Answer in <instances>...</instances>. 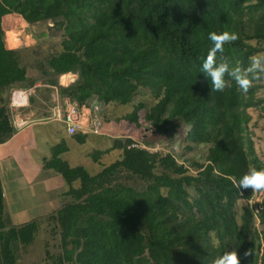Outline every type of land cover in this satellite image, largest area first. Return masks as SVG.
I'll return each mask as SVG.
<instances>
[{
	"label": "trees",
	"instance_id": "trees-1",
	"mask_svg": "<svg viewBox=\"0 0 264 264\" xmlns=\"http://www.w3.org/2000/svg\"><path fill=\"white\" fill-rule=\"evenodd\" d=\"M15 14L47 25L43 37L60 49L33 47L25 65L23 52L30 49H8L6 42ZM223 31L239 37L224 55L246 68L252 56L264 53V0H0V144L15 131L6 92L37 79L55 85L53 78L71 73L77 79L58 87L61 97L80 107L132 105L121 120L140 128L143 112L149 146L171 144L179 132L187 151L204 150L201 161L191 162L194 174L170 153L114 139L92 159L116 150L119 160L91 176L60 158L64 145L54 147L44 169L61 177L67 200L47 219L54 242L45 246L50 264H212L233 250L241 264H264V208L258 230L248 207L238 212L232 202L248 200L250 189H237L228 179L239 180L252 166L264 169L247 135L249 110L264 109V96L257 97L264 81L247 94L234 82L212 91L200 69L212 47L209 33ZM28 67L37 76L29 77ZM142 91L152 104L134 103ZM86 137L74 135L80 144ZM5 219L0 184V228L8 227L0 237V264H21L17 256L35 243L39 223L12 227ZM249 250L254 255L245 258Z\"/></svg>",
	"mask_w": 264,
	"mask_h": 264
},
{
	"label": "crops",
	"instance_id": "crops-1",
	"mask_svg": "<svg viewBox=\"0 0 264 264\" xmlns=\"http://www.w3.org/2000/svg\"><path fill=\"white\" fill-rule=\"evenodd\" d=\"M13 16L16 19L15 16L17 15L15 14ZM15 29H6V32H13ZM6 42L8 49H17L21 46L19 45V41L12 43L8 37H6ZM14 88L24 87L21 85L9 89L6 92V101L11 90ZM44 92V90H41V94L46 97ZM46 101L49 100L46 98ZM102 111H104L103 108ZM6 113L8 112L6 111ZM48 117L49 112L41 109H33L27 114L22 111L15 120L13 119V123L15 122L13 125V129L15 130L13 135L8 141L0 144V184L3 209L5 218L8 220L5 219L7 221L5 222L6 226L8 222L10 226L18 227L31 221H37L39 223V233L36 240L43 233L44 245H46V241L52 240L49 233V229L51 228L48 226L47 219L64 204L63 194L66 190V187L63 189L62 183L58 181L57 177H53L52 174L55 173L54 171L44 169V163L51 158L54 147L64 145L63 153L68 151L65 141L66 137L76 142L74 136L66 134L65 126L61 122L49 121L47 120ZM53 124L56 126L60 124L63 137L57 138L54 135L49 136V126ZM76 134L88 135L89 133L82 131ZM102 136L108 137L110 134L106 131V135ZM86 141L87 137L83 144L76 143L78 145H84ZM108 148H93L92 154L95 151H105ZM92 154L90 155L91 157ZM61 201L62 203L58 205ZM49 223L53 225V221H49ZM7 229L8 227L5 229L0 228L1 238ZM34 245L35 243L24 254L20 253L17 256L19 263H28L25 262L24 258L28 253L36 255L38 252H41L40 249L38 252L33 251L32 248ZM52 248L57 249L58 246Z\"/></svg>",
	"mask_w": 264,
	"mask_h": 264
},
{
	"label": "rangeland",
	"instance_id": "rangeland-1",
	"mask_svg": "<svg viewBox=\"0 0 264 264\" xmlns=\"http://www.w3.org/2000/svg\"><path fill=\"white\" fill-rule=\"evenodd\" d=\"M16 21L17 25L13 28H16L13 32L7 31L6 37H8L9 41L12 43H16L15 41H19L20 48H27L30 49L26 52H23V62L25 65H28V63L33 58V53L31 52V49L33 47L42 46V48L45 51H48V53H53L56 50L60 49V46L50 40L48 37H43L44 34L48 33L47 25L39 24V25H31L30 22L27 20L26 16L23 14H16ZM12 45V44H11ZM29 68V67H28ZM28 76L33 77L37 76V73L34 69L29 68L28 69ZM71 74V73H68ZM74 75L75 80L77 79V75ZM70 76V75H69ZM42 82H45L46 79H37ZM264 96V90L260 89L257 90V97H263ZM138 102H145L147 105H150L153 103L151 95L147 91H142L136 94L134 103ZM133 106L132 105H111L107 106V108H103L104 111L101 113L102 121L106 124L105 130L110 134V136H96L93 134L87 135V141L84 145H78L75 141L72 139L66 137V145L68 147V151L63 153L60 158L67 162L70 166L76 167H83L91 176L97 175L103 168L110 166L111 164H114L116 161L119 160L118 151L111 150L107 154H105L101 159L98 161H93L92 157L90 156L92 154L93 148H100L105 149L108 148L111 143H113L114 139H121L125 140L126 138L136 139L138 141H145V138H150L151 133L146 129V125L143 122V112H140V123L141 127L137 128L135 127V124H131L127 121L121 120V118L127 114H129L132 111ZM252 119L247 127V135L250 138L252 144L254 153L256 156L264 162V109L263 108H251L249 110ZM49 136L54 135L57 138L63 137L60 124L56 126L55 124L49 126ZM178 134V135H177ZM48 137V136H47ZM178 137V138H177ZM183 134L181 135L179 132L175 135V141L173 144H177V148H173L176 160L179 164L183 162L185 166H188L191 173H195L196 171L191 166L192 161H201L204 155V150L202 148H197L191 151H187L185 147L187 146L186 143L182 142L183 140ZM50 140V139H49ZM146 142V141H145ZM164 145H170V144H164ZM161 147V146H160ZM157 147V151L161 148ZM164 147V146H163ZM182 157V159H180ZM53 177H57L58 181L62 183L63 189H65V186L61 180V177L57 174H52ZM143 184V182H141ZM251 191V190H250ZM224 198V197H223ZM64 202L67 200L63 196ZM232 202L236 208V210L239 212L241 210V206L245 204L243 200H237L232 199ZM58 203V205H60ZM246 205V204H245ZM255 218V219H254ZM255 221V225L257 224V219L254 216L253 217ZM258 230L260 227H257ZM44 238L43 233L40 234V236L35 241V245L33 246V251L38 252L40 249L41 252L35 254L28 253L25 255V262H28L27 264H50V261L46 259L45 257V246L47 245H53L54 242L52 240L46 241V245H44ZM36 248V249H35ZM24 254V253H23Z\"/></svg>",
	"mask_w": 264,
	"mask_h": 264
},
{
	"label": "built area",
	"instance_id": "built-area-1",
	"mask_svg": "<svg viewBox=\"0 0 264 264\" xmlns=\"http://www.w3.org/2000/svg\"><path fill=\"white\" fill-rule=\"evenodd\" d=\"M60 77H63V83H61ZM75 78L72 74H61L53 78L55 85H49L47 80L45 82L35 80L27 87L12 89L6 101V111L8 112L7 115L11 126L13 127L15 123L13 121L22 111L27 114L33 109H41L49 112L47 120L61 122L65 126L66 134L69 136H74L76 133L82 131L96 136L106 135L105 124L100 116L102 106L80 107L68 98L60 96L58 87H67L75 81ZM41 90L45 91L46 97L41 94ZM46 98L49 101H46ZM132 140L133 142L128 146L129 148L144 150L149 153L167 152L172 154L176 159L173 148H177V144L171 143L170 145L157 144L155 146H149L145 141ZM157 147L161 149L157 151ZM176 161L178 162V160ZM245 204L253 217H256L258 223V216L264 208V197H258L251 191V195L245 201ZM256 211H259V213L257 214Z\"/></svg>",
	"mask_w": 264,
	"mask_h": 264
},
{
	"label": "clouds",
	"instance_id": "clouds-1",
	"mask_svg": "<svg viewBox=\"0 0 264 264\" xmlns=\"http://www.w3.org/2000/svg\"><path fill=\"white\" fill-rule=\"evenodd\" d=\"M238 38L236 33L229 31L211 32L208 35L212 47L208 50L200 70L210 78L212 91L223 92L226 88H231L232 82H234L242 94H247L254 83L264 81V53L252 56L246 68L233 66L231 60L224 55L225 46L235 42ZM228 179L237 189H250L258 197H264V169L257 170L255 166H252L239 180L235 177H228ZM256 213L258 214L259 211ZM215 243L218 244L219 241H215ZM243 255L247 258L254 253L249 250L245 251ZM212 264H241V259L235 250L225 251L215 258Z\"/></svg>",
	"mask_w": 264,
	"mask_h": 264
},
{
	"label": "bare ground",
	"instance_id": "bare-ground-1",
	"mask_svg": "<svg viewBox=\"0 0 264 264\" xmlns=\"http://www.w3.org/2000/svg\"><path fill=\"white\" fill-rule=\"evenodd\" d=\"M60 81H61V83H63V77H60Z\"/></svg>",
	"mask_w": 264,
	"mask_h": 264
},
{
	"label": "water",
	"instance_id": "water-1",
	"mask_svg": "<svg viewBox=\"0 0 264 264\" xmlns=\"http://www.w3.org/2000/svg\"><path fill=\"white\" fill-rule=\"evenodd\" d=\"M85 122V121H84Z\"/></svg>",
	"mask_w": 264,
	"mask_h": 264
}]
</instances>
